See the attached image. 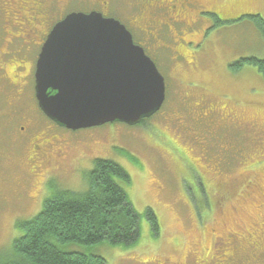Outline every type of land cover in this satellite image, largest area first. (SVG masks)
Instances as JSON below:
<instances>
[{"label":"rangeland","instance_id":"374dc122","mask_svg":"<svg viewBox=\"0 0 264 264\" xmlns=\"http://www.w3.org/2000/svg\"><path fill=\"white\" fill-rule=\"evenodd\" d=\"M12 1L10 7L0 0V255L21 235L17 222L34 218L53 187L85 192L95 159H106L128 172L132 184L117 183L138 213L155 212L160 234L154 237L143 218L132 248L61 250L92 253L107 264H264V79L254 66L231 68L264 59V37L246 17L264 19V0H199L210 13L208 33L195 38L181 28L168 39L137 37L166 81L161 113L136 126L78 131L39 110L33 69L41 49L23 26L31 19L27 6ZM59 3L66 8L70 0ZM184 40L199 43L187 47ZM20 82L23 97L15 89ZM47 128L71 141L70 161L34 171L29 141L45 139Z\"/></svg>","mask_w":264,"mask_h":264},{"label":"water","instance_id":"95a60500","mask_svg":"<svg viewBox=\"0 0 264 264\" xmlns=\"http://www.w3.org/2000/svg\"><path fill=\"white\" fill-rule=\"evenodd\" d=\"M40 110L78 131L106 124H140L159 112L166 83L155 62L119 21L72 13L44 42L35 68Z\"/></svg>","mask_w":264,"mask_h":264},{"label":"trees","instance_id":"16d2710c","mask_svg":"<svg viewBox=\"0 0 264 264\" xmlns=\"http://www.w3.org/2000/svg\"><path fill=\"white\" fill-rule=\"evenodd\" d=\"M207 13L210 14L204 15ZM246 17L264 37V19L260 15ZM244 65L256 67L264 79V59H241L231 68L237 71ZM87 179L89 187L85 192L52 186L53 193L45 199L42 210L30 220L17 222L21 235L8 254L0 255V264H107L101 256L65 252L60 246L106 244L113 248H132L141 238L143 218L148 221L153 236H159L155 212L148 208L143 215L138 213L126 190L117 183L132 184L130 175L120 164L95 159Z\"/></svg>","mask_w":264,"mask_h":264},{"label":"flooded vegetation","instance_id":"af4514ba","mask_svg":"<svg viewBox=\"0 0 264 264\" xmlns=\"http://www.w3.org/2000/svg\"><path fill=\"white\" fill-rule=\"evenodd\" d=\"M3 2L12 7V0H3ZM25 6H27L26 10H28L31 19H25L23 26L25 28L27 26V36L31 37V43L37 47L39 46L40 49L54 26L72 13L90 14L95 12L105 18L119 21L133 35L135 43L143 47L146 52V47L136 40L137 37L152 38L151 35H157L162 40L163 38L173 37V32L178 33L180 30L185 29L186 32L196 38L209 32L207 26L209 19L207 20L204 17L205 10L199 0H123L122 4L120 0H70V4L66 8L60 7L59 0H20L17 7L23 10ZM198 43L199 41L196 42V40L189 42L184 40L183 45L188 47L196 44L198 46ZM168 48V46H159L155 49ZM33 73L35 75V68ZM21 83L19 87L15 85V89L20 90V93L17 92L18 96H22ZM17 95H15L16 98H18ZM31 123L36 128V122L34 123L32 120ZM37 131L32 132L30 137ZM44 135L46 136L45 139H38L34 136L29 141L31 146L29 160L34 171L45 165L57 164L59 167L61 163L70 161L67 152L71 141L54 133L49 128L45 130ZM49 177L50 175H48ZM190 264L207 263L192 260Z\"/></svg>","mask_w":264,"mask_h":264}]
</instances>
